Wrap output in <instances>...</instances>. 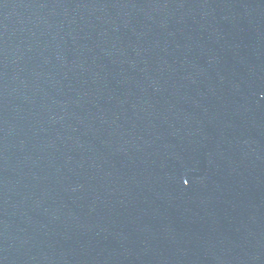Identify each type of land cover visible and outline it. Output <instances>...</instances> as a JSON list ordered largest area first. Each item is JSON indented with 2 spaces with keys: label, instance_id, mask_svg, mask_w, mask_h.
<instances>
[{
  "label": "water",
  "instance_id": "95a60500",
  "mask_svg": "<svg viewBox=\"0 0 264 264\" xmlns=\"http://www.w3.org/2000/svg\"><path fill=\"white\" fill-rule=\"evenodd\" d=\"M0 264H264V0H0Z\"/></svg>",
  "mask_w": 264,
  "mask_h": 264
},
{
  "label": "snow or ice",
  "instance_id": "6c2138e0",
  "mask_svg": "<svg viewBox=\"0 0 264 264\" xmlns=\"http://www.w3.org/2000/svg\"><path fill=\"white\" fill-rule=\"evenodd\" d=\"M185 183H187V181H185Z\"/></svg>",
  "mask_w": 264,
  "mask_h": 264
}]
</instances>
